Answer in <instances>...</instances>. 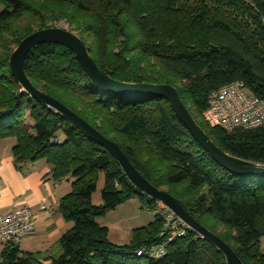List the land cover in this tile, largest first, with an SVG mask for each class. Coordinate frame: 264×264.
<instances>
[{
  "label": "trees",
  "instance_id": "obj_1",
  "mask_svg": "<svg viewBox=\"0 0 264 264\" xmlns=\"http://www.w3.org/2000/svg\"><path fill=\"white\" fill-rule=\"evenodd\" d=\"M251 1L244 6L241 0H0V138H14L17 164L45 159L54 181L71 182L60 210L74 223L60 238L57 255L7 244L0 264H143V258L146 264H228L213 243L193 230L172 241L162 258L138 256V249L162 240L163 222L157 217L136 228L130 244L113 243L108 227L97 218L145 194L110 151L24 90L11 73L10 57L21 40L47 28L48 21L66 19L110 77L173 85L217 146L264 164V126L227 131L204 119L210 92L225 84L242 80L264 98V0ZM25 18L35 20L37 29L19 26ZM25 73L34 86L116 142L154 186L186 184L183 192L166 191L239 256L264 264V177L222 168L192 137L167 98L105 91L92 82L70 48L55 42L27 53ZM151 155H158L167 169L148 165ZM101 172L103 203L97 205L93 195ZM154 202L149 197L147 208ZM205 216L235 229L234 243L204 223Z\"/></svg>",
  "mask_w": 264,
  "mask_h": 264
},
{
  "label": "water",
  "instance_id": "obj_2",
  "mask_svg": "<svg viewBox=\"0 0 264 264\" xmlns=\"http://www.w3.org/2000/svg\"><path fill=\"white\" fill-rule=\"evenodd\" d=\"M45 42H55L70 48L84 67L92 82L99 88L123 95H158L167 98L176 116L188 129L192 137L219 163L225 170L236 175L264 177V164L248 161L222 150L217 146L202 127L196 122L188 108L182 102L176 87L170 84L128 83L119 82L106 74L91 57L84 41L74 32L60 27L37 29L26 36L15 48L10 57L11 73L20 82L24 90L33 97L48 104L53 109L77 124L90 137L110 151L117 159L133 186L143 194L162 201L183 219L200 237L213 243L222 252L228 264H250L239 256L234 249L220 236L199 222L187 209V206L165 190L154 186L130 161L121 147L113 140L105 137L96 128L72 111L58 99L48 95L33 85L25 73L27 53Z\"/></svg>",
  "mask_w": 264,
  "mask_h": 264
},
{
  "label": "crops",
  "instance_id": "obj_3",
  "mask_svg": "<svg viewBox=\"0 0 264 264\" xmlns=\"http://www.w3.org/2000/svg\"><path fill=\"white\" fill-rule=\"evenodd\" d=\"M14 144V138H0V214L18 206L30 207L36 226L32 234L22 238L20 250L57 255L60 238L74 225L60 210V201L71 191V182L54 181L45 159L17 164L12 152ZM263 239L264 236L261 244ZM4 247L0 244V254Z\"/></svg>",
  "mask_w": 264,
  "mask_h": 264
},
{
  "label": "built area",
  "instance_id": "obj_4",
  "mask_svg": "<svg viewBox=\"0 0 264 264\" xmlns=\"http://www.w3.org/2000/svg\"><path fill=\"white\" fill-rule=\"evenodd\" d=\"M204 118L211 127H221L227 131L263 127L264 98L257 96L244 81H234L210 92ZM148 209H151V213L163 222V229L160 232L162 240L138 249L136 254L162 258L172 241L185 236L192 229L162 201L155 200ZM35 226V216L28 206H18L1 213L0 244L19 246L23 237L33 233Z\"/></svg>",
  "mask_w": 264,
  "mask_h": 264
},
{
  "label": "rangeland",
  "instance_id": "obj_5",
  "mask_svg": "<svg viewBox=\"0 0 264 264\" xmlns=\"http://www.w3.org/2000/svg\"><path fill=\"white\" fill-rule=\"evenodd\" d=\"M244 3V6H251L252 1L251 0H241ZM240 17V13H239ZM244 20H249L247 17H244ZM36 21L28 18L23 19L19 26H23L25 24H30L33 26L34 29H37V26L35 25ZM48 27H60L67 29L69 31L74 32L78 36L81 35L80 31L77 30L75 27L71 26L70 23L66 19L61 20H55V21H48L47 22ZM80 37V36H79ZM205 119V118H204ZM29 121V119H28ZM206 121V120H205ZM148 165L153 166L154 168H159L163 166L165 169H167V164L159 160L158 155H151V158L149 159ZM104 173L101 172L99 175V179L97 182V190L93 195V202L97 205L103 203L102 197H101V191L104 187ZM186 184H180L175 185L173 187H170L167 184L162 185L160 189L167 190L172 189L175 192H183L186 189ZM188 189L184 193H189ZM207 190V188H205ZM149 199V196H140L135 195L131 198H128L124 200L120 205H118L116 208L108 211L105 215L100 216L97 218V221L107 226L109 229V237L110 240L117 244V245H128L130 244L134 231L136 228L148 226L150 223L155 221V216L151 213V209L149 210L147 208V200ZM202 221L206 223L209 227L214 229L216 233L222 234L224 237L228 239L231 243H234V236L236 235V230L227 228L220 222H218L216 219L212 218L211 216H205L202 218ZM195 232V231H194ZM261 249L264 250V239L262 240ZM142 263L146 264L147 259L143 258Z\"/></svg>",
  "mask_w": 264,
  "mask_h": 264
}]
</instances>
